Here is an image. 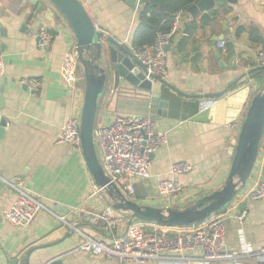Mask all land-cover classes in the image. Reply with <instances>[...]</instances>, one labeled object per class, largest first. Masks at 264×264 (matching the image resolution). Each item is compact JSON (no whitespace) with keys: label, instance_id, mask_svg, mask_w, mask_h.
<instances>
[{"label":"crops","instance_id":"1","mask_svg":"<svg viewBox=\"0 0 264 264\" xmlns=\"http://www.w3.org/2000/svg\"><path fill=\"white\" fill-rule=\"evenodd\" d=\"M79 1L98 30L131 52L137 49L132 40L140 12L121 0ZM194 5L178 15L180 30L172 42V51L167 52V75L161 79L166 85L156 82L153 86L161 100L170 102L164 94L168 90L186 105L179 110L180 117L173 118L169 103L168 117L153 120L155 131L164 136L166 142L151 160L150 178L136 181V199L140 204L158 208L188 207L220 190L230 173L250 102L264 84V70L257 65L258 53L264 50V0H237L227 5V10L210 28L202 25V14L192 15L189 9ZM0 24L6 32V36L0 32V49L5 62V74L0 77L5 100L1 115L8 120V128L0 140V177L11 184L23 183L25 189L52 212L41 211L27 228L9 224L5 216L17 193L12 187L1 184L0 264L14 259L22 264L31 249L34 251L29 264H48L61 258L62 264H120L80 250L83 236L70 234V226L60 220L65 218L86 236L107 244H112L125 232L129 220L128 215L117 212L123 222L113 231L104 225L95 227L86 222L88 215L99 213L111 204L96 187L82 150L58 142L68 120L80 121L84 105L83 69H80L82 72L78 69L80 76L77 71L74 82L66 81L62 74L66 54L77 45L73 31L48 0H0ZM188 26L192 37L199 39L191 45L200 44L204 54L196 65L189 60L182 62L181 53L176 50ZM42 28L53 36L49 47L39 44L38 32ZM252 31H256L262 41H252ZM226 35L229 40L220 41L224 47L216 45V55L212 40ZM191 56L189 53L188 59ZM31 79L41 81L39 91H30L22 84L23 80ZM112 86L111 76L108 93L99 105L96 125H108L116 116H149L146 101L135 94L127 95L123 90L113 94ZM220 94L223 95L217 97L219 103L214 108L199 112L200 100ZM194 103L198 104L197 113L189 115V105ZM178 163L190 165L191 171L171 176V167ZM170 178L182 184V191L169 198L160 197L158 181ZM260 180H264V134L253 173L232 206L238 212L247 213L246 221L242 226L233 219L226 221V246L237 254L243 252L240 228L244 242L252 249L264 248V199H246V193ZM151 190L157 196L151 195ZM128 264L186 262L168 258ZM243 264H254V261L246 260Z\"/></svg>","mask_w":264,"mask_h":264},{"label":"built area","instance_id":"2","mask_svg":"<svg viewBox=\"0 0 264 264\" xmlns=\"http://www.w3.org/2000/svg\"><path fill=\"white\" fill-rule=\"evenodd\" d=\"M178 15L171 30L160 33L154 45L132 51L136 60L145 68L147 78L150 80L162 79L167 75L166 47L172 45L180 30V16ZM38 36L40 46L49 47L53 40L51 33L42 28ZM224 45L220 43L219 47H224ZM78 65L75 49L69 51L62 64V74L66 81L76 80ZM257 65L264 70V50L258 53ZM4 74V55L0 49V77ZM22 84L33 92L39 91L42 87L41 81L37 79L23 80ZM218 103L217 98L202 99L199 102V112H207ZM155 133L153 119L149 116H116L108 125H96L97 151L101 152L105 172L111 182L116 184L129 199H136V181L148 180L151 176L150 155L156 153L166 142L164 136L158 135L156 139H153ZM58 142L69 144L74 149H81L79 121L68 120L61 129ZM190 171V165L178 163L171 167L170 175L175 177ZM1 184L12 187L17 193L15 202L5 216L9 224L27 228L41 211L52 213L25 189L23 183L11 184L0 177ZM182 189V184L175 178L162 179L157 184V192L160 197L164 198L177 195ZM239 197L240 194L225 212L213 216L204 224L165 229L160 226L134 222L122 235L116 237L112 244L94 240L79 231L76 224H69L65 218H60V220L83 236L84 240L79 247L80 250L116 260L120 264L150 263L168 258L183 260L186 264H243L246 260H252L254 264H264V248L254 250L244 242L242 228L239 232L242 235L243 252L237 254L226 246L227 219H233L242 226L247 218L246 212H238L232 208ZM246 199L253 201L264 199V180L258 181L246 193ZM86 222L95 227L104 225L113 231L122 224L123 217L109 205L99 213L88 215ZM187 253H191L192 256H185Z\"/></svg>","mask_w":264,"mask_h":264},{"label":"water","instance_id":"3","mask_svg":"<svg viewBox=\"0 0 264 264\" xmlns=\"http://www.w3.org/2000/svg\"><path fill=\"white\" fill-rule=\"evenodd\" d=\"M66 19L77 40L75 52L77 61L83 69L85 79L84 105L79 121L81 150L96 187L105 195L112 208L129 216L128 226L134 222L145 225L160 226L165 229H175L201 225L213 216L225 212L232 202L246 187L257 162L260 144L264 134V84L253 96L246 117L242 124L230 173L224 186L209 195L198 199L188 207L158 208L140 204L137 199H129L120 188L111 182L99 159L95 128L100 102L108 93L110 77H113L112 93L123 90L127 95L135 94L140 100L149 104V117L153 120L168 117L169 101L161 100V95L154 91V83H164L159 78H147L145 68L136 60L133 53L114 41L106 33L98 30L87 10L79 0H48ZM128 7L141 12L145 4L157 6V0H121ZM237 0H201L189 10L193 16L201 15V23L210 28L227 10V5L235 4ZM163 11L164 9L160 7ZM26 28V26H25ZM0 32L6 36L1 27ZM195 39V40H194ZM199 40L192 37L191 27H186L182 38L178 41L176 50L181 53L182 62L189 60L196 65L204 54L200 44L191 45ZM229 40L227 35L222 39H213L216 45L220 41ZM172 46L166 47L167 52ZM4 49V47H1ZM189 53L192 54L188 59ZM218 55V53L216 54ZM122 85L124 88L122 89ZM166 85V84H165ZM171 87V86H168ZM172 88V87H171ZM226 93V92H225ZM4 87H0V140L8 128V120L1 113L5 110ZM214 95L217 98L222 96ZM189 99L194 97L186 96ZM157 132L152 137L156 139ZM147 139V138H146ZM155 153L150 155L153 160ZM136 189V195L137 188ZM156 195L151 190V195ZM157 196V195H156ZM245 206V205H244ZM79 228V227H78ZM76 233L71 230L70 234ZM29 250L22 259V264H29ZM18 259L6 260V264H18ZM63 259L51 261L48 264H62Z\"/></svg>","mask_w":264,"mask_h":264},{"label":"trees","instance_id":"4","mask_svg":"<svg viewBox=\"0 0 264 264\" xmlns=\"http://www.w3.org/2000/svg\"><path fill=\"white\" fill-rule=\"evenodd\" d=\"M198 1L199 0H157V6L145 4L140 12L139 24L133 36V46L141 48L154 45L160 33H166L171 30L176 16ZM160 7L163 8L164 11L160 10ZM251 39L254 42L262 41L256 31L251 32ZM164 94L170 99L171 116L173 118L180 117V115H178L179 110L186 104L178 97L170 94L168 90H165ZM189 107V115L197 113L198 104H190Z\"/></svg>","mask_w":264,"mask_h":264},{"label":"rangeland","instance_id":"5","mask_svg":"<svg viewBox=\"0 0 264 264\" xmlns=\"http://www.w3.org/2000/svg\"><path fill=\"white\" fill-rule=\"evenodd\" d=\"M78 69L80 70L81 69V66L80 65H78ZM82 70V69H81ZM80 70V71H81ZM82 72V71H81ZM83 74L84 73H82V77H83ZM78 75L80 76V72L78 71ZM96 147H97V145H96ZM98 155H99V159L101 160V162H103V158H102V155H101V152H99L98 151Z\"/></svg>","mask_w":264,"mask_h":264}]
</instances>
